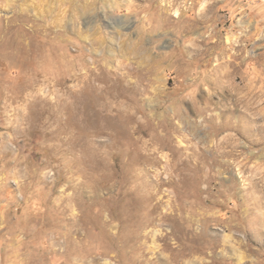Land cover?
Wrapping results in <instances>:
<instances>
[{
  "label": "rangeland",
  "instance_id": "374dc122",
  "mask_svg": "<svg viewBox=\"0 0 264 264\" xmlns=\"http://www.w3.org/2000/svg\"><path fill=\"white\" fill-rule=\"evenodd\" d=\"M0 264H264V0H0Z\"/></svg>",
  "mask_w": 264,
  "mask_h": 264
}]
</instances>
